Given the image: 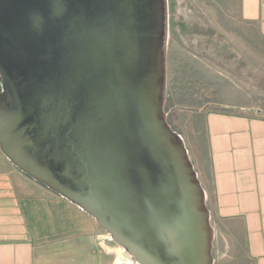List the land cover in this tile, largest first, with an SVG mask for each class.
<instances>
[{
	"label": "water",
	"instance_id": "water-1",
	"mask_svg": "<svg viewBox=\"0 0 264 264\" xmlns=\"http://www.w3.org/2000/svg\"><path fill=\"white\" fill-rule=\"evenodd\" d=\"M168 0H0V149L139 264H213L164 111Z\"/></svg>",
	"mask_w": 264,
	"mask_h": 264
},
{
	"label": "crops",
	"instance_id": "crops-1",
	"mask_svg": "<svg viewBox=\"0 0 264 264\" xmlns=\"http://www.w3.org/2000/svg\"><path fill=\"white\" fill-rule=\"evenodd\" d=\"M191 1L244 52L264 61V0ZM169 48L168 77L179 68L183 79V53ZM224 109L197 112L204 115L197 175L213 241L229 239L251 264H264V118L252 108ZM174 110L167 122L186 144L170 118ZM111 250L89 214L10 165L0 149V264H113Z\"/></svg>",
	"mask_w": 264,
	"mask_h": 264
},
{
	"label": "rangeland",
	"instance_id": "rangeland-1",
	"mask_svg": "<svg viewBox=\"0 0 264 264\" xmlns=\"http://www.w3.org/2000/svg\"><path fill=\"white\" fill-rule=\"evenodd\" d=\"M168 4L167 50L170 46L175 55L183 53V79L179 68L177 78L168 77L166 55L164 111L168 119L167 111L172 105L176 107L170 118L175 116L172 121L187 140L185 146L190 148L189 157L197 173L203 151L200 130L204 120L198 110L207 107V112H224L225 107L236 106L252 108L264 118V61L237 46L232 35L203 15L195 1L168 0ZM168 84L172 89H168ZM103 234L112 249L113 264L116 259L118 264H139L104 229ZM228 242L229 239L224 242L221 238L213 241V264H251L242 249L233 248Z\"/></svg>",
	"mask_w": 264,
	"mask_h": 264
},
{
	"label": "flooded vegetation",
	"instance_id": "flooded-vegetation-1",
	"mask_svg": "<svg viewBox=\"0 0 264 264\" xmlns=\"http://www.w3.org/2000/svg\"><path fill=\"white\" fill-rule=\"evenodd\" d=\"M182 71H183V68H182Z\"/></svg>",
	"mask_w": 264,
	"mask_h": 264
},
{
	"label": "trees",
	"instance_id": "trees-1",
	"mask_svg": "<svg viewBox=\"0 0 264 264\" xmlns=\"http://www.w3.org/2000/svg\"><path fill=\"white\" fill-rule=\"evenodd\" d=\"M170 126V125H169ZM174 131V130H173Z\"/></svg>",
	"mask_w": 264,
	"mask_h": 264
}]
</instances>
